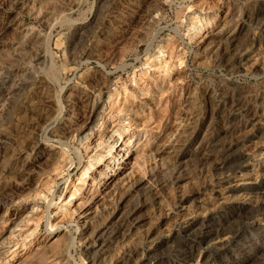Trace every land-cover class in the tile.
<instances>
[{
  "label": "rangeland",
  "instance_id": "rangeland-1",
  "mask_svg": "<svg viewBox=\"0 0 264 264\" xmlns=\"http://www.w3.org/2000/svg\"><path fill=\"white\" fill-rule=\"evenodd\" d=\"M241 262L264 264V0H0V264Z\"/></svg>",
  "mask_w": 264,
  "mask_h": 264
},
{
  "label": "bare ground",
  "instance_id": "bare-ground-1",
  "mask_svg": "<svg viewBox=\"0 0 264 264\" xmlns=\"http://www.w3.org/2000/svg\"><path fill=\"white\" fill-rule=\"evenodd\" d=\"M162 148V147H161ZM51 153V152H50ZM159 156H161V155H159ZM47 160V159H46ZM175 180H176V178H175ZM171 181H173V179L171 180ZM178 181V180H177ZM174 183V182H173ZM140 184V183H139ZM134 185L135 184H129V185H127L128 186V189H132V188H134ZM164 185V184H163ZM165 186H166V184H165ZM148 193V192H147ZM150 193V192H149ZM201 194V193H200ZM156 195V193H154L152 196H155ZM145 196H146V194H145ZM183 196V195H182ZM149 196L147 197L146 196V198L144 199V201H145V204H146V202L148 203L150 200H149ZM182 198H184V197H182ZM181 199V198H180ZM185 199V198H184ZM143 201V202H144ZM138 204V203H137ZM132 205H133V202H132ZM148 205V204H147ZM144 206L145 205H142V207H138V206H136V204H135V206H133V207H131V208H127L128 210H125V211H123L122 213H120L121 215L118 217L119 219H120V221H118L117 219V221H118V223L120 222V224L116 227V233L115 234H117V235H125V233H126V231H128L130 228H132V227H135L136 225H137V223L139 222V217H135L136 215H137V213H142V209L144 208ZM150 208V207H149ZM134 210V211H133ZM121 212V211H120ZM119 215V214H118ZM190 219V218H189ZM116 224V223H115ZM114 225V224H113ZM192 226V225H191ZM104 227V226H103ZM108 227H109V225H108ZM111 227V226H110ZM109 227V228H110ZM115 227V226H114ZM93 228V227H92ZM94 229V228H93ZM108 229V228H107ZM190 228H188V229H184L182 232H183V237L184 238H186V240H189V238L191 237H193V235H191L190 233L192 232H190ZM108 231H109V229H108ZM209 231V230H208ZM93 232V231H92ZM101 232V231H100ZM99 232V234L100 235H96V239H95V242L94 243H96L97 245H96V247H99V246H101L103 243H104V234H101ZM103 232V231H102ZM114 232V231H113ZM113 232L112 231H109V232H105V234L107 233V234H109V235H112L113 234ZM197 232H199V230L197 231ZM203 232V231H202ZM201 232V234H197V236H195V237H197L195 240H191V242L192 243H190L189 245H187V247H188V250H191L193 247H195L196 245H198V244H201V243H206V245L207 246H212V245H214V244H216L214 241H216L217 240V238H219V237H216L215 239H214V241L213 240H208L207 241V235H206V233H205V231H204V233H202ZM213 232V231H212ZM231 232V231H230ZM230 232H228V230H227V232H223V235L225 236V237H228V236H226V235H229V233ZM97 233V232H96ZM95 233V234H96ZM208 233V232H207ZM216 233V232H215ZM215 233H214V235H215ZM220 234H221V232H220ZM93 235V234H92ZM196 235V234H195ZM214 235H212V236H214ZM217 235V234H216ZM220 236V235H219ZM223 236V237H224ZM92 237V236H91ZM110 237H113V238H115L114 236H110ZM120 237V236H119ZM88 238V237H87ZM120 238H123V237H120ZM209 238V237H208ZM104 239V240H103ZM220 239V238H219ZM218 239V240H219ZM224 241L225 240H228V239H225V238H222ZM94 240V239H93ZM111 240V239H110ZM207 241V242H206ZM214 242V243H213ZM219 243L221 242V239H220V241H218ZM224 244V243H223ZM94 246H95V244H93ZM92 245V246H93ZM221 245V244H220ZM202 246V245H201ZM101 248V247H100ZM95 251V250H94ZM192 251V250H191ZM100 252V251H99ZM98 252V253H99ZM96 253V252H95ZM128 255V254H127ZM249 257V256H248ZM97 258V257H96ZM123 258H125V256L124 257H122V259ZM95 260V259H94ZM122 261V260H121ZM245 261V260H244ZM243 262H241V263H239V264H242Z\"/></svg>",
  "mask_w": 264,
  "mask_h": 264
}]
</instances>
